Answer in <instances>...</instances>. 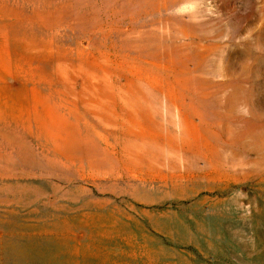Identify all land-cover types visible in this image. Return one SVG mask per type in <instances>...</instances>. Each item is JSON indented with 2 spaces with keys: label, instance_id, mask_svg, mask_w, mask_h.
<instances>
[{
  "label": "rangeland",
  "instance_id": "374dc122",
  "mask_svg": "<svg viewBox=\"0 0 264 264\" xmlns=\"http://www.w3.org/2000/svg\"><path fill=\"white\" fill-rule=\"evenodd\" d=\"M0 264H264V0H0Z\"/></svg>",
  "mask_w": 264,
  "mask_h": 264
}]
</instances>
